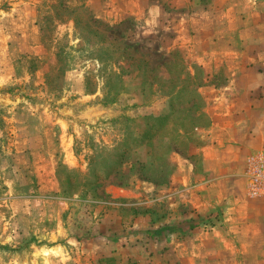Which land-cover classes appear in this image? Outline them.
Here are the masks:
<instances>
[{
	"label": "rangeland",
	"instance_id": "rangeland-1",
	"mask_svg": "<svg viewBox=\"0 0 264 264\" xmlns=\"http://www.w3.org/2000/svg\"><path fill=\"white\" fill-rule=\"evenodd\" d=\"M98 2L0 0V264H183L192 236L148 232L222 218L198 216L192 194L210 179L193 152L210 118L182 126L225 65Z\"/></svg>",
	"mask_w": 264,
	"mask_h": 264
},
{
	"label": "crops",
	"instance_id": "crops-1",
	"mask_svg": "<svg viewBox=\"0 0 264 264\" xmlns=\"http://www.w3.org/2000/svg\"><path fill=\"white\" fill-rule=\"evenodd\" d=\"M108 1L106 18H135L142 38L168 34L174 49H188L194 63L225 65L221 84H207L203 92L208 141L193 152L210 179L196 189L202 197L192 192L198 216L216 208L222 218L205 231L194 220L183 264H264V194H248L246 172L248 158L264 150V0ZM243 3L253 11H243ZM250 13L258 15L252 26ZM156 41L158 48L170 47L161 37Z\"/></svg>",
	"mask_w": 264,
	"mask_h": 264
},
{
	"label": "trees",
	"instance_id": "trees-1",
	"mask_svg": "<svg viewBox=\"0 0 264 264\" xmlns=\"http://www.w3.org/2000/svg\"><path fill=\"white\" fill-rule=\"evenodd\" d=\"M120 90L121 89L117 90V92L114 94V96L111 98V100L108 101V103H110V102L113 103V102L117 101V97H118ZM194 120L195 121L197 120L198 122H199V120H203V121L207 120L209 122L208 115L205 113H200L198 115V118H196V119L190 118L191 123H188L187 127L182 126L184 131L186 129H191V128H194L196 126H199L198 123H195V124L193 123ZM202 124H205V123H202ZM200 126H203V125H200ZM197 225L198 224L194 220H188V221H184V222L180 223L178 226H162V227H158L157 229L151 230L148 233H149L150 237L158 238L159 240H162L165 238V232L172 233V234L179 232L181 234H185V233H188L189 231H191L192 229H194Z\"/></svg>",
	"mask_w": 264,
	"mask_h": 264
},
{
	"label": "built area",
	"instance_id": "built-area-1",
	"mask_svg": "<svg viewBox=\"0 0 264 264\" xmlns=\"http://www.w3.org/2000/svg\"><path fill=\"white\" fill-rule=\"evenodd\" d=\"M246 172L249 177L248 194L258 196L264 186V151L252 154L247 160Z\"/></svg>",
	"mask_w": 264,
	"mask_h": 264
}]
</instances>
